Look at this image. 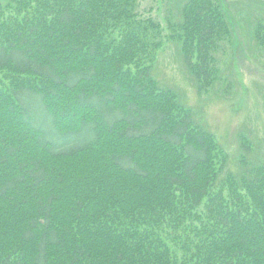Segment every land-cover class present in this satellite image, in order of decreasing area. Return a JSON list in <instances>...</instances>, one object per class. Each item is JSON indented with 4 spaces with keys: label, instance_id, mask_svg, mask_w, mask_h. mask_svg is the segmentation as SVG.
<instances>
[{
    "label": "trees",
    "instance_id": "1",
    "mask_svg": "<svg viewBox=\"0 0 264 264\" xmlns=\"http://www.w3.org/2000/svg\"><path fill=\"white\" fill-rule=\"evenodd\" d=\"M178 10L0 0V264H264V163L153 75L175 41L206 92L230 23L219 0ZM251 35L264 52V19Z\"/></svg>",
    "mask_w": 264,
    "mask_h": 264
},
{
    "label": "rangeland",
    "instance_id": "2",
    "mask_svg": "<svg viewBox=\"0 0 264 264\" xmlns=\"http://www.w3.org/2000/svg\"><path fill=\"white\" fill-rule=\"evenodd\" d=\"M144 17L162 25L174 20L183 0H138ZM231 27L230 43L218 53V78L199 91L182 59L179 45L164 40L154 61V77L170 88L194 120L223 145L230 160L243 155L251 164L264 163V52L252 40L264 19V0H219ZM150 10V12H149ZM251 35V36H250ZM248 143L249 148L242 146Z\"/></svg>",
    "mask_w": 264,
    "mask_h": 264
}]
</instances>
